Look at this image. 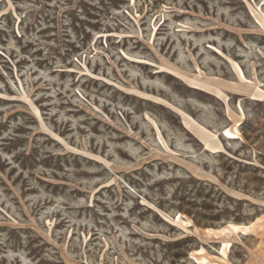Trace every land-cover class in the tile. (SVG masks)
<instances>
[{
    "label": "rangeland",
    "instance_id": "rangeland-1",
    "mask_svg": "<svg viewBox=\"0 0 264 264\" xmlns=\"http://www.w3.org/2000/svg\"><path fill=\"white\" fill-rule=\"evenodd\" d=\"M0 264H264V0H0Z\"/></svg>",
    "mask_w": 264,
    "mask_h": 264
},
{
    "label": "bare ground",
    "instance_id": "bare-ground-1",
    "mask_svg": "<svg viewBox=\"0 0 264 264\" xmlns=\"http://www.w3.org/2000/svg\"><path fill=\"white\" fill-rule=\"evenodd\" d=\"M237 230H238V226H232V231L234 232V233H237ZM228 232H230V230H225V229H223V230H215V231H212V230H208L206 233L208 234V235H214V236H224V235H226ZM225 244V246L228 248L229 247V243L228 242H225L224 243Z\"/></svg>",
    "mask_w": 264,
    "mask_h": 264
}]
</instances>
